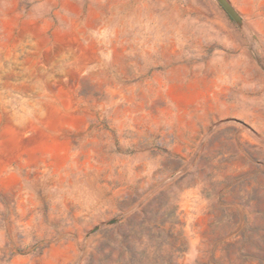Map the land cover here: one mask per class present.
<instances>
[{
  "label": "rangeland",
  "instance_id": "rangeland-1",
  "mask_svg": "<svg viewBox=\"0 0 264 264\" xmlns=\"http://www.w3.org/2000/svg\"><path fill=\"white\" fill-rule=\"evenodd\" d=\"M0 0V264H264V0Z\"/></svg>",
  "mask_w": 264,
  "mask_h": 264
},
{
  "label": "water",
  "instance_id": "water-1",
  "mask_svg": "<svg viewBox=\"0 0 264 264\" xmlns=\"http://www.w3.org/2000/svg\"><path fill=\"white\" fill-rule=\"evenodd\" d=\"M218 2L223 6V8L228 12V14L237 22H242V17L229 0H218Z\"/></svg>",
  "mask_w": 264,
  "mask_h": 264
}]
</instances>
